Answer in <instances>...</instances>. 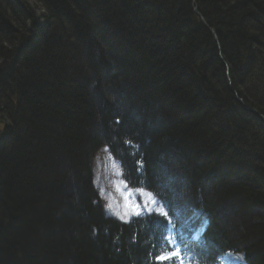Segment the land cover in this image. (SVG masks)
<instances>
[{
	"label": "trees",
	"instance_id": "trees-1",
	"mask_svg": "<svg viewBox=\"0 0 264 264\" xmlns=\"http://www.w3.org/2000/svg\"><path fill=\"white\" fill-rule=\"evenodd\" d=\"M35 1L0 0V264H157L170 239L264 264V121L209 30L264 116V0ZM102 148L167 216L107 215Z\"/></svg>",
	"mask_w": 264,
	"mask_h": 264
},
{
	"label": "rangeland",
	"instance_id": "rangeland-1",
	"mask_svg": "<svg viewBox=\"0 0 264 264\" xmlns=\"http://www.w3.org/2000/svg\"><path fill=\"white\" fill-rule=\"evenodd\" d=\"M27 3L38 17L43 13V10L40 8L39 4L35 0H27ZM113 165H116L119 168V166L110 157L108 151L105 148L100 149L91 159V167L93 168V184L96 192L102 200L101 202L107 215L112 216L117 221L124 222L120 220L116 215L112 214L114 211H120L121 214H123L124 212V201L122 199L121 193L116 191L115 187L116 184L122 178L118 177L115 174V169L113 168ZM101 189L104 190L103 197L100 194ZM124 191L126 192L127 189H124ZM109 194H111V198L115 201L112 209H108L105 207V205L109 203ZM132 198H134L137 203H141V207L143 209L151 208L152 211L156 213H161L158 215H163L162 213L164 212V210L159 205V203L155 200L156 203L152 204L151 201L148 199L147 194L141 196L139 193L133 192L132 197H130V199ZM147 213L149 212L145 211L144 214L141 216L133 215L128 221L135 217H142ZM193 238L195 241H199V234L196 233ZM219 264H244V262L242 261L241 256L235 254H228L227 256H225V261L223 262L220 260Z\"/></svg>",
	"mask_w": 264,
	"mask_h": 264
},
{
	"label": "snow or ice",
	"instance_id": "snow-or-ice-1",
	"mask_svg": "<svg viewBox=\"0 0 264 264\" xmlns=\"http://www.w3.org/2000/svg\"><path fill=\"white\" fill-rule=\"evenodd\" d=\"M113 168L115 169V174L118 177L123 176V172L121 169H119L116 165H113ZM116 191L121 193L122 199L124 201V212L121 214L120 211H114L112 214L116 215L120 220L124 222H128V220L131 218V216H141L144 214L145 211L151 212L152 209H143L141 207V203H137L134 198L130 199L132 197V193L135 191L139 193L141 196L145 195V190L143 188H130L128 181L125 179H121L117 184H116ZM124 189H127L125 192ZM100 194L103 197L104 196V190H100ZM148 199L151 201L152 204H155L156 201L153 198L151 193H147ZM109 203L105 205L106 208L112 209L113 204L115 201L111 198V194L108 196ZM163 207V205H162ZM161 214V213H158ZM163 215L167 216V209L162 213ZM171 225V220L169 221ZM170 232H171V227H170ZM169 244L172 247L173 250L171 251H166L162 252L161 254L157 255L155 257V260L157 261V264H163L164 261H171L173 258H176L178 261V264H184V252L187 251V249H184L183 252L181 248L175 243L174 239L169 240Z\"/></svg>",
	"mask_w": 264,
	"mask_h": 264
},
{
	"label": "water",
	"instance_id": "water-1",
	"mask_svg": "<svg viewBox=\"0 0 264 264\" xmlns=\"http://www.w3.org/2000/svg\"><path fill=\"white\" fill-rule=\"evenodd\" d=\"M192 7H193V11H194V12L200 17L201 22L203 23V25H204L205 27H207V25H206L204 19L201 17L200 13H199L198 10H197V7H196L194 1L192 2ZM209 30H210L211 34L213 35L214 39H215L216 42H217L218 50H219L218 56H219L220 60H221V61L224 63V65H225V70H226L225 74H226V76H227V78H228V85H229L230 90L233 92V94H234V96H235V99H236V100L242 105V107H243L246 111H249V112H252V113L256 114L260 119H262V120L264 121V116H262V115H261L258 111H256L255 109H252V108L248 107V106L244 103V101L238 96L237 92L232 88V86H231V80H230V78L228 77L229 67H228V65L225 63V61H224L223 58H222L217 35H216V33H215V31H214L213 29L209 28Z\"/></svg>",
	"mask_w": 264,
	"mask_h": 264
},
{
	"label": "bare ground",
	"instance_id": "bare-ground-1",
	"mask_svg": "<svg viewBox=\"0 0 264 264\" xmlns=\"http://www.w3.org/2000/svg\"><path fill=\"white\" fill-rule=\"evenodd\" d=\"M238 255H239V254H238ZM225 256H227V255H225ZM225 256L221 257L220 260L224 262V261H225ZM239 256H240V255H239Z\"/></svg>",
	"mask_w": 264,
	"mask_h": 264
}]
</instances>
